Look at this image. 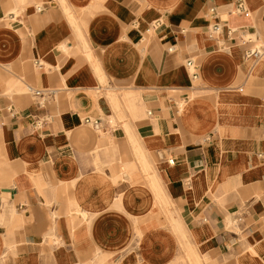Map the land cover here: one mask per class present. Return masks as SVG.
I'll use <instances>...</instances> for the list:
<instances>
[{"label": "crops", "instance_id": "obj_1", "mask_svg": "<svg viewBox=\"0 0 264 264\" xmlns=\"http://www.w3.org/2000/svg\"><path fill=\"white\" fill-rule=\"evenodd\" d=\"M0 264H264V0H0Z\"/></svg>", "mask_w": 264, "mask_h": 264}, {"label": "built area", "instance_id": "obj_2", "mask_svg": "<svg viewBox=\"0 0 264 264\" xmlns=\"http://www.w3.org/2000/svg\"><path fill=\"white\" fill-rule=\"evenodd\" d=\"M212 11L214 12V8H212ZM235 12L245 14L247 16L250 14L243 2H238L236 4ZM210 30L215 34H218L221 31V25L219 23H214L210 27ZM248 40H250V39H248ZM170 50H172V49H170ZM250 55H253L255 57H260L262 55V52L251 51ZM36 64H37V66L42 65L39 60L36 61ZM186 66L191 70V74H192L193 78H198L197 64H196L195 60L194 59L187 60ZM29 91L35 97L40 98L42 100V102H44L46 100V98L50 96V92L48 90L34 89V88L30 87ZM85 123L91 125L92 127H94L95 129H97L99 131L103 129V124L99 119L88 117V118H85ZM170 162L173 163V160H171ZM242 218H243V216L241 214H239L236 216L235 221L240 222V221H242Z\"/></svg>", "mask_w": 264, "mask_h": 264}]
</instances>
